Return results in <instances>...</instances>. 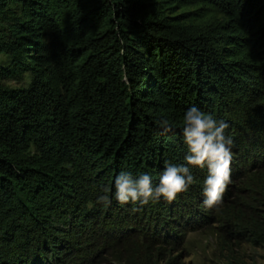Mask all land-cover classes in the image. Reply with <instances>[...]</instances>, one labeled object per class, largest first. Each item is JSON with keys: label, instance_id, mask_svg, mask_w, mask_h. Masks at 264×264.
Here are the masks:
<instances>
[{"label": "trees", "instance_id": "16d2710c", "mask_svg": "<svg viewBox=\"0 0 264 264\" xmlns=\"http://www.w3.org/2000/svg\"><path fill=\"white\" fill-rule=\"evenodd\" d=\"M235 99L264 123V0H0L1 263L46 260L43 210L74 175L100 195L121 172L155 186L184 162L185 111L228 124Z\"/></svg>", "mask_w": 264, "mask_h": 264}, {"label": "rangeland", "instance_id": "374dc122", "mask_svg": "<svg viewBox=\"0 0 264 264\" xmlns=\"http://www.w3.org/2000/svg\"><path fill=\"white\" fill-rule=\"evenodd\" d=\"M225 110L233 159L220 206H203L206 167L191 168L199 188L190 200L181 194L163 208L156 206L158 201L147 208L138 202L121 204L110 182L105 193L111 203L99 204L97 187L85 189L81 177L72 175L71 196L57 192L44 207V219L54 216L59 228L45 225L41 231L48 247L41 264H264V232L254 227L264 217V123L238 99ZM74 171L90 183L91 174ZM35 239L28 251L39 257Z\"/></svg>", "mask_w": 264, "mask_h": 264}, {"label": "clouds", "instance_id": "9594fccd", "mask_svg": "<svg viewBox=\"0 0 264 264\" xmlns=\"http://www.w3.org/2000/svg\"><path fill=\"white\" fill-rule=\"evenodd\" d=\"M157 123L165 133L173 130L172 122L166 117H161ZM228 127L227 123L216 120L211 114H206L195 106L190 107L183 116L182 135L187 146L184 162H166L155 186L152 177L147 173L134 177L131 173L121 172L114 181L116 200L121 204L138 202L146 205L163 197L172 202L178 194L187 192L194 183L191 168L206 167L208 175L203 181V206L206 210L220 206L230 183L233 159V141L225 134ZM97 203L108 205L111 201L105 194L98 197Z\"/></svg>", "mask_w": 264, "mask_h": 264}]
</instances>
